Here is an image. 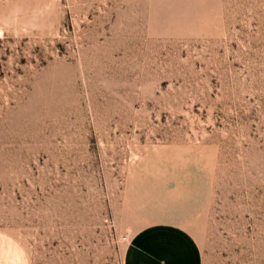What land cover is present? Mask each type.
I'll list each match as a JSON object with an SVG mask.
<instances>
[{
	"label": "rangeland",
	"instance_id": "obj_1",
	"mask_svg": "<svg viewBox=\"0 0 264 264\" xmlns=\"http://www.w3.org/2000/svg\"><path fill=\"white\" fill-rule=\"evenodd\" d=\"M159 222L264 264V0H0V250L122 264Z\"/></svg>",
	"mask_w": 264,
	"mask_h": 264
},
{
	"label": "crops",
	"instance_id": "obj_2",
	"mask_svg": "<svg viewBox=\"0 0 264 264\" xmlns=\"http://www.w3.org/2000/svg\"><path fill=\"white\" fill-rule=\"evenodd\" d=\"M16 261L0 250V264H24ZM122 264H202V255L188 231L174 223L159 222L131 236Z\"/></svg>",
	"mask_w": 264,
	"mask_h": 264
}]
</instances>
